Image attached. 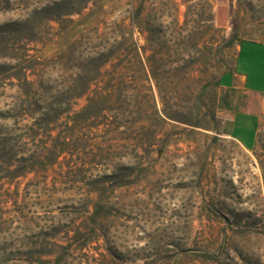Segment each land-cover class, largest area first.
<instances>
[{
	"label": "rangeland",
	"instance_id": "rangeland-1",
	"mask_svg": "<svg viewBox=\"0 0 264 264\" xmlns=\"http://www.w3.org/2000/svg\"><path fill=\"white\" fill-rule=\"evenodd\" d=\"M213 16L0 0V264H264V114L228 136Z\"/></svg>",
	"mask_w": 264,
	"mask_h": 264
},
{
	"label": "crops",
	"instance_id": "crops-1",
	"mask_svg": "<svg viewBox=\"0 0 264 264\" xmlns=\"http://www.w3.org/2000/svg\"><path fill=\"white\" fill-rule=\"evenodd\" d=\"M227 33L215 103L228 136L248 151L257 145L264 114V0H211Z\"/></svg>",
	"mask_w": 264,
	"mask_h": 264
},
{
	"label": "trees",
	"instance_id": "trees-1",
	"mask_svg": "<svg viewBox=\"0 0 264 264\" xmlns=\"http://www.w3.org/2000/svg\"><path fill=\"white\" fill-rule=\"evenodd\" d=\"M217 82V81H216ZM217 84V83H216ZM88 103L92 101V97L88 95ZM88 106V105H87Z\"/></svg>",
	"mask_w": 264,
	"mask_h": 264
}]
</instances>
